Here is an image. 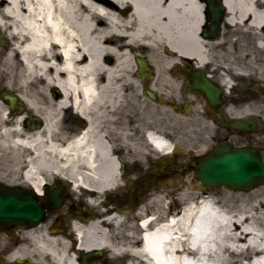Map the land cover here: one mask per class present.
Segmentation results:
<instances>
[{"label": "bare ground", "instance_id": "6f19581e", "mask_svg": "<svg viewBox=\"0 0 264 264\" xmlns=\"http://www.w3.org/2000/svg\"><path fill=\"white\" fill-rule=\"evenodd\" d=\"M224 4L229 23L250 21L261 40L264 0ZM205 11L203 0H0V88L17 94L44 121L27 132L25 116L11 117L0 103V147L9 151L12 175L24 174L38 190L44 177L65 175L74 191L98 196L124 187L128 164H143L149 141L170 152L175 144L167 146V138L142 119L129 125L124 111L128 101L142 97L141 82L161 93V87L180 81L184 68L204 71L212 64L211 43L202 31ZM138 60L146 63L152 83L140 80ZM64 109H72L86 127L70 124L64 130ZM201 193L186 192L180 201ZM210 198L202 214L186 212L169 224L165 196L159 194L151 223L143 210L139 216L142 239L129 235L125 242H111L101 221L76 223V246L66 236L30 232L29 253L40 251L38 264H84L81 254L100 250L128 255L129 264H242L251 257L250 264H264V252H255L264 248V194L239 201L231 194ZM190 245L197 249L192 255L184 250Z\"/></svg>", "mask_w": 264, "mask_h": 264}, {"label": "flooded vegetation", "instance_id": "af4514ba", "mask_svg": "<svg viewBox=\"0 0 264 264\" xmlns=\"http://www.w3.org/2000/svg\"><path fill=\"white\" fill-rule=\"evenodd\" d=\"M211 3L213 7H209L206 3L208 16L204 24L203 36L211 43L213 62L204 72L213 86L220 90V104L214 107L209 102L203 101L201 97L188 94L189 82L176 87H165L162 93L172 95L180 108H184L187 103L201 108L206 127L214 132L206 153L208 158L212 156L216 146L223 144L252 147L264 154V143L261 141V136L264 134H254L242 128L244 125L256 122L257 118L264 119V27L259 30L261 40H258L255 36L256 32L250 29V21L233 26L228 22V9L225 8L221 30L217 36H213L212 28L216 21L211 14L215 6L220 7L222 2L212 0ZM216 52L221 53L219 55ZM225 79L231 82L230 86L225 85ZM0 103L5 104L11 117L16 119L21 117L20 115L25 116L22 124L27 132H33L44 126V121L36 119L17 94H5L0 90ZM13 105H16V108H13ZM146 105L147 103H136L133 110L132 104L128 102L127 109L124 111L127 117L125 122L130 125L133 121L142 119L141 116L137 117V114L144 113L141 108L145 109ZM159 107L163 108L161 105ZM61 112V116L65 117L62 123L64 130L70 124L72 128L86 127V121L72 109H64ZM119 116L123 117L120 114L115 118ZM68 133L75 134L74 131L67 130L65 134ZM2 149L0 147V155H3ZM186 161L187 171H193L196 168V161L194 159ZM166 179L163 174L141 175L136 177L134 184L129 188L106 191L97 196L88 190L75 193L65 175L54 174L44 177L40 184L41 189L38 190L24 174L15 176L2 173L0 169V182L6 188L17 192L38 193L41 203L46 207L49 205V198L55 195H60L65 201L59 210L48 212L44 222L38 227L26 228L11 225L0 228V242L6 239V242L0 244V264H38L35 262L36 255L29 253L31 249L28 233L30 232H35V235L46 234L50 237L66 236L71 242L75 241L76 246L78 243L75 232L76 223L89 224L101 221L103 234L115 243L127 241L129 235L142 239L143 233L139 225L142 210L145 208L143 204L156 190L157 184L161 181L164 183ZM93 201H95L94 204ZM116 217L118 221L115 220ZM107 219H111V222H107ZM16 252H19L20 257L10 260L11 255ZM80 258L84 264H128L129 259L128 255H116L108 250H100L91 256L81 254ZM116 260L118 263H115Z\"/></svg>", "mask_w": 264, "mask_h": 264}, {"label": "rangeland", "instance_id": "374dc122", "mask_svg": "<svg viewBox=\"0 0 264 264\" xmlns=\"http://www.w3.org/2000/svg\"><path fill=\"white\" fill-rule=\"evenodd\" d=\"M216 53L220 55L221 52ZM179 77L182 78V76ZM147 80H149L148 82L152 83V80ZM181 80H183V78ZM141 84L142 97L140 100L132 102L133 110L135 107V102L140 104H144L146 102L144 88L147 83L141 82ZM165 86L171 87L172 85L168 84ZM1 89L4 88L1 87ZM164 90L165 89H163V91ZM141 109L145 113L142 114L144 115L143 118L146 122V126L151 127L150 130H157L158 133L164 135V137L167 138L170 144L179 146L181 150L179 155L176 157H173L172 155L163 157L154 153L153 157L146 155L145 160L141 165H139L140 163L137 166H135L136 164L129 165V178L128 180L126 179V184L134 182L136 177L143 175L144 171L161 174L162 172L160 171L158 164L160 162L166 161V169L164 170V173L167 179L165 183L159 182L157 184V190H155L153 194L149 196L147 202L144 204L146 205V210H154V200L159 194H162L165 196L166 201H172L174 203L172 207L173 209H179L184 203L183 201H180L181 196L186 192L195 193L196 188L198 187V185L193 182L192 175H188L189 173H186L187 169L181 166L185 165L186 160L190 157L194 158L196 155H204L205 150L202 154H199V151L203 146H205L207 149L208 145H210L212 142L211 136H214V132L206 127L204 113L201 112L184 113L183 111L179 110L181 111V114L175 113V111L169 107H163L160 109V107L152 105L149 99H147V107L145 109ZM138 116L140 115L137 114V117ZM142 141L144 144L146 143L144 138ZM261 141L264 143V136H261ZM148 149V152L152 154L149 145ZM2 152L3 155H0V169L2 173H15L9 151L2 149ZM256 193L263 195L264 185L254 191H251L250 193L235 192L226 188H222L208 194L209 196L216 195L219 198L231 194V196L236 198V201H239V198H252ZM4 241L6 242V239H3L0 244ZM33 253L36 255L35 258H37V254L38 256L40 255V251L38 252L37 249ZM115 263H118V260H116Z\"/></svg>", "mask_w": 264, "mask_h": 264}, {"label": "water", "instance_id": "95a60500", "mask_svg": "<svg viewBox=\"0 0 264 264\" xmlns=\"http://www.w3.org/2000/svg\"><path fill=\"white\" fill-rule=\"evenodd\" d=\"M138 64L140 74L144 79L148 68L142 61H138ZM187 77L192 82L193 91L203 95L213 104L219 102L220 90L213 86L204 73L198 71L193 76ZM148 96L156 100L154 93L148 92ZM251 128H253L252 125ZM258 130L260 131V129ZM178 151L177 147L176 152ZM196 175L198 177L195 182L201 183L200 191L227 187L235 191L250 192L264 185V161L261 154L255 149L233 148L224 145L216 149L212 157L201 156L199 158ZM62 204L61 197H53L50 209L57 210ZM45 213L46 210L39 203L36 194H21L0 186V226L18 224L34 227L42 222Z\"/></svg>", "mask_w": 264, "mask_h": 264}]
</instances>
